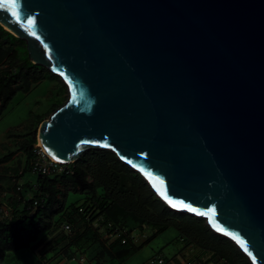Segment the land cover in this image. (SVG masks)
I'll return each mask as SVG.
<instances>
[{"label":"water","instance_id":"95a60500","mask_svg":"<svg viewBox=\"0 0 264 264\" xmlns=\"http://www.w3.org/2000/svg\"><path fill=\"white\" fill-rule=\"evenodd\" d=\"M0 26L66 89L46 155L109 150L264 264V0H0Z\"/></svg>","mask_w":264,"mask_h":264},{"label":"trees","instance_id":"16d2710c","mask_svg":"<svg viewBox=\"0 0 264 264\" xmlns=\"http://www.w3.org/2000/svg\"><path fill=\"white\" fill-rule=\"evenodd\" d=\"M46 75L59 82L47 70L33 65L24 42L0 26V111L18 92L29 93ZM56 85L47 111L35 115L31 121L33 128L18 136L16 152L23 154V161L18 159L16 167L7 165L14 154L0 159V198L5 194L12 209L11 219L0 220V264L8 252L29 249L41 234L57 232V237L45 243L47 252L62 254L67 259H74L77 252L88 256L94 264H103L105 258L124 264L140 248L134 245L133 230L138 228L142 232L147 227L155 232L146 242L174 227L184 243L182 251L194 247L193 259L202 264H249L234 243L213 233L203 220L168 208L140 175L109 150H88L76 162L64 166L61 173L36 175L17 191L13 178L34 175V145L40 123L61 104L57 95L63 92V86L60 82ZM68 192L82 194V202L67 205ZM35 200L40 205L31 214L28 207ZM64 224L71 227V235L60 230ZM117 234L118 238L104 239L105 235Z\"/></svg>","mask_w":264,"mask_h":264},{"label":"rangeland","instance_id":"374dc122","mask_svg":"<svg viewBox=\"0 0 264 264\" xmlns=\"http://www.w3.org/2000/svg\"><path fill=\"white\" fill-rule=\"evenodd\" d=\"M57 78V77H56ZM59 80V79H58ZM61 87L63 86V92L57 95V98L61 100L62 105L66 98L67 92L64 85L59 80ZM57 80L51 81L50 78L42 80L38 85H34L31 91L27 94L18 92L7 106L0 111V159L6 156L14 154L17 150L18 136L26 134L27 129L33 128L31 121L35 115L41 114L47 111V105L50 103L51 98L56 94ZM56 87V88H55ZM49 114L43 118V121L49 118ZM18 159L21 162L24 156L20 152H16L10 166H19ZM8 165V164H7ZM8 165V166H9ZM35 175H25L22 181L33 180ZM83 195L80 193L68 192L66 197V204L81 203ZM61 232V231H60ZM155 230L150 227L144 228L142 233L139 229L135 228L132 232L134 239V245L137 250L125 260L124 264H148L150 259L161 257L165 260H170L175 257L176 260H191L195 256L196 250L194 247L183 250L184 243L180 241L178 232L174 227H169L167 230L155 235L152 239L146 242L154 234ZM52 233L41 234L38 237L36 244L39 242H49L53 237H57ZM31 244L29 249L10 251L7 253L5 260L2 264H39L38 254L41 251V245ZM183 252V253H182ZM51 252H46L44 256L46 259L50 257ZM103 264H116L115 261L105 258Z\"/></svg>","mask_w":264,"mask_h":264},{"label":"built area","instance_id":"2783aa9c","mask_svg":"<svg viewBox=\"0 0 264 264\" xmlns=\"http://www.w3.org/2000/svg\"><path fill=\"white\" fill-rule=\"evenodd\" d=\"M34 149L37 155V159L33 168L32 173L36 176H49L52 173H61L63 171V167L66 165H62L59 162L55 161L54 159L50 158L48 155H46L42 149L39 147L38 144L34 145ZM12 182H14L17 187L16 190H20V186L23 184L22 179H12ZM25 182V181H24ZM30 199V198H27ZM44 198H42V201ZM40 205V202L35 200L33 202L32 207H28V210H31L30 213L33 214L34 211L37 209V207ZM12 218V209L9 207L7 204V200L5 199V194L0 198V220H9ZM60 230L62 233L66 235H71V227L68 224H64L60 227ZM119 234L116 236H110V235H105L104 239H115L118 238ZM124 243L126 241L125 238H123ZM148 264H202L201 262L195 260V259H184L182 261L176 260V259H170V260H165L161 257H157L155 259H150L148 261ZM221 264V263H220Z\"/></svg>","mask_w":264,"mask_h":264},{"label":"crops","instance_id":"0c3cea01","mask_svg":"<svg viewBox=\"0 0 264 264\" xmlns=\"http://www.w3.org/2000/svg\"><path fill=\"white\" fill-rule=\"evenodd\" d=\"M10 161H12V160H10ZM10 161L7 163L8 165H9ZM38 244H40L42 247L41 251L38 254L39 264H94L92 261L89 260L88 256H86L84 254H80V253L78 254L77 252H76L74 259H67V257L63 256L62 254L48 251V252H51V255H50V257H48L46 259V256H44V254H46V252H47L45 242H43V243L39 242Z\"/></svg>","mask_w":264,"mask_h":264},{"label":"snow or ice","instance_id":"6c2138e0","mask_svg":"<svg viewBox=\"0 0 264 264\" xmlns=\"http://www.w3.org/2000/svg\"><path fill=\"white\" fill-rule=\"evenodd\" d=\"M29 24L32 25V26L34 27V21L30 20V21H29ZM29 31H30V34H31V35H33V36L36 35L35 31H32L31 29H30ZM45 47H47V45H45ZM85 143H88V142H85ZM105 146H107V145H105ZM161 183H163V182L161 181ZM158 191H159V189H158ZM164 198H165L166 200L168 199L166 195H165ZM168 202H169V204L175 206V203H174L173 201L168 200ZM185 207H189V206L185 205ZM190 210H192V211H196L195 209H190ZM200 214H201V215H208V213H205V212H202V213H200ZM217 230H221V231H222V229H219V228H218ZM226 234L232 236L233 239L237 240L238 243L241 244V246L244 248V250H245L246 252L248 251V248H247L246 242L243 241L242 239H240V237H239L237 234H233V233H226ZM249 255H251V253H249Z\"/></svg>","mask_w":264,"mask_h":264},{"label":"clouds","instance_id":"9594fccd","mask_svg":"<svg viewBox=\"0 0 264 264\" xmlns=\"http://www.w3.org/2000/svg\"><path fill=\"white\" fill-rule=\"evenodd\" d=\"M225 238V237H224ZM227 239V238H226Z\"/></svg>","mask_w":264,"mask_h":264},{"label":"bare ground","instance_id":"6f19581e","mask_svg":"<svg viewBox=\"0 0 264 264\" xmlns=\"http://www.w3.org/2000/svg\"><path fill=\"white\" fill-rule=\"evenodd\" d=\"M7 30V29H6Z\"/></svg>","mask_w":264,"mask_h":264}]
</instances>
